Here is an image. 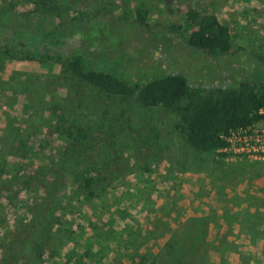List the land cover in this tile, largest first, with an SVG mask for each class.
<instances>
[{
    "label": "rangeland",
    "instance_id": "obj_1",
    "mask_svg": "<svg viewBox=\"0 0 264 264\" xmlns=\"http://www.w3.org/2000/svg\"><path fill=\"white\" fill-rule=\"evenodd\" d=\"M59 2L55 14L34 0H0V262L6 255L2 264H264V215L250 211L260 201L245 193L261 186L264 163L223 148L199 152L164 104L144 107L135 97L107 95L64 65L2 48L27 50L31 37L90 10L131 21L90 22L71 51L83 57L85 69L130 83L178 72L215 97L238 90L241 77L264 82L254 57L264 55V0ZM192 14L216 15L229 30L231 50L244 51L216 56L187 46ZM66 131L85 132L82 148L113 173L91 200L81 195L76 174L64 169L73 156ZM42 230L40 257L31 239Z\"/></svg>",
    "mask_w": 264,
    "mask_h": 264
},
{
    "label": "trees",
    "instance_id": "obj_2",
    "mask_svg": "<svg viewBox=\"0 0 264 264\" xmlns=\"http://www.w3.org/2000/svg\"><path fill=\"white\" fill-rule=\"evenodd\" d=\"M59 1L34 0V4L40 7L44 13L59 14L62 6ZM189 18L193 29L184 39L187 46L205 54H216V56H233L244 51L242 48L231 50L229 30L219 22L216 15H205L196 19V15L192 14L189 15ZM121 20L131 21L106 15H95L90 13V10L79 11L76 16L69 18L61 26L31 37L27 50L11 47L8 44H3L2 48L10 55L20 56L28 61H51L64 65L72 77L107 95L123 98L135 97L144 107L164 104L181 123L185 131L186 143L199 152L209 153L221 149L227 144L225 136L230 130L249 127L264 120V114L261 113V110L264 109V82H250L241 77L238 90L227 89L223 92L221 90V93L214 97L206 94L203 87L190 85L187 78L178 72H165L161 73V76L152 77L143 83H130L118 79L111 73L93 68L85 69L83 57L74 56L71 51L82 42L84 32H87L91 27L90 22L92 21L91 24H94L107 21L115 25V22ZM133 24L147 28V25L141 20H135ZM10 28L14 31L13 34H19L15 28L11 26ZM75 38H79V40L76 42ZM90 50L93 52L95 48L92 47ZM254 57L257 64L263 66L264 69V55L256 53ZM184 97L186 98L184 104L174 106ZM66 133V138L70 142L69 150L73 156L69 161H66L64 169L68 170L70 174H76L81 195L86 200H91L95 197L98 187L105 186L111 181L110 177L113 173L108 171L105 161L99 159L92 150L82 148L81 140L87 137L85 132L82 134L79 132L72 136L70 131H66ZM64 169H62L63 172ZM42 186L44 185L42 184L40 187ZM43 192L47 194L48 187L44 186ZM44 202L45 200L42 204ZM33 211L30 210L29 213L33 214ZM34 216L30 222L32 227L37 222V216ZM45 232L42 230L40 233H34L36 238L31 241L36 244L31 246L32 242L29 243L37 251V256L40 257L45 252L43 241ZM172 250H177V248L172 246ZM21 252L22 250L17 251V253ZM5 256L3 260H5ZM174 263L175 260L171 259L170 264Z\"/></svg>",
    "mask_w": 264,
    "mask_h": 264
},
{
    "label": "built area",
    "instance_id": "obj_3",
    "mask_svg": "<svg viewBox=\"0 0 264 264\" xmlns=\"http://www.w3.org/2000/svg\"><path fill=\"white\" fill-rule=\"evenodd\" d=\"M264 114V109L261 110ZM261 122L264 123V120ZM227 146L221 151L233 154L234 157L244 158L249 162L264 163V127L255 129L249 127L230 130L225 136Z\"/></svg>",
    "mask_w": 264,
    "mask_h": 264
},
{
    "label": "crops",
    "instance_id": "obj_4",
    "mask_svg": "<svg viewBox=\"0 0 264 264\" xmlns=\"http://www.w3.org/2000/svg\"><path fill=\"white\" fill-rule=\"evenodd\" d=\"M231 193L233 195L239 194L238 193V190H235V191H233ZM245 193L246 194H251V195L255 196L256 198H259V201H260L259 204H257V205L254 204L251 207H249L248 204L245 203V206H246L245 211L248 210V208H247V206H248L250 208V211L251 212L258 211V212L263 213V215H264V180H263V182H261V186H257V187L252 186V188L251 187L250 188H247V191H245ZM260 225L264 229V218H262V221H261V224ZM260 242H261V240H260ZM261 244H264V242L262 241Z\"/></svg>",
    "mask_w": 264,
    "mask_h": 264
}]
</instances>
